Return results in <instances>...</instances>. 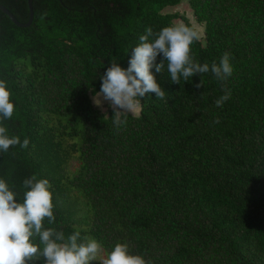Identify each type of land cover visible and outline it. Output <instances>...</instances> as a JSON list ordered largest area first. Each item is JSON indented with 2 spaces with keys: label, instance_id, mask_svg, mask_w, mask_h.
<instances>
[{
  "label": "trees",
  "instance_id": "1",
  "mask_svg": "<svg viewBox=\"0 0 264 264\" xmlns=\"http://www.w3.org/2000/svg\"><path fill=\"white\" fill-rule=\"evenodd\" d=\"M180 3L0 9V264H264V0Z\"/></svg>",
  "mask_w": 264,
  "mask_h": 264
},
{
  "label": "rangeland",
  "instance_id": "2",
  "mask_svg": "<svg viewBox=\"0 0 264 264\" xmlns=\"http://www.w3.org/2000/svg\"><path fill=\"white\" fill-rule=\"evenodd\" d=\"M165 12L178 13L180 15L187 16L190 22L195 26L198 36H204L205 24L199 22L190 7L189 0H181V3L177 6H168ZM175 23L179 27H184L185 22L181 19H176ZM135 90L133 87H123L120 84H116L110 91L99 92L97 95H93V103L96 104L105 114H109L112 110L116 111L118 115L122 112L128 111L133 114H138L140 106L137 104L134 98ZM79 166V161L74 159L71 162V170H75ZM94 256L98 258L102 263L107 262V258L103 250L99 249ZM106 264V263H105Z\"/></svg>",
  "mask_w": 264,
  "mask_h": 264
},
{
  "label": "water",
  "instance_id": "3",
  "mask_svg": "<svg viewBox=\"0 0 264 264\" xmlns=\"http://www.w3.org/2000/svg\"><path fill=\"white\" fill-rule=\"evenodd\" d=\"M29 7H30V19L26 23L20 22L16 16L3 4L0 3V9L4 11L9 17L12 19V21L17 24L18 26L27 27L30 26L34 20V8H33V0H29Z\"/></svg>",
  "mask_w": 264,
  "mask_h": 264
}]
</instances>
